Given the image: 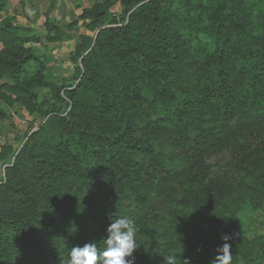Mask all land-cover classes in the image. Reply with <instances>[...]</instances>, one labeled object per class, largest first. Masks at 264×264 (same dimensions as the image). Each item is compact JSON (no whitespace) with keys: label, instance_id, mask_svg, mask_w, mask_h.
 <instances>
[{"label":"trees","instance_id":"obj_1","mask_svg":"<svg viewBox=\"0 0 264 264\" xmlns=\"http://www.w3.org/2000/svg\"><path fill=\"white\" fill-rule=\"evenodd\" d=\"M5 11L0 0V72L12 80L0 99L43 121L20 150L0 149V264H65L75 246L102 249L120 217L137 229L135 264L169 253L209 264L226 234L231 263L264 258V234L247 239L240 213L264 200V0L98 2L59 84L26 45L68 34ZM39 88L54 102L43 107Z\"/></svg>","mask_w":264,"mask_h":264},{"label":"rangeland","instance_id":"obj_2","mask_svg":"<svg viewBox=\"0 0 264 264\" xmlns=\"http://www.w3.org/2000/svg\"><path fill=\"white\" fill-rule=\"evenodd\" d=\"M103 0H5L6 15L13 17L15 21L32 26L37 32H44L45 21L49 20L59 30L68 34V37L61 41L41 42L26 45L33 49L38 57L47 62L44 71L45 77L52 83H61L63 79L68 80L73 75V66L69 60V53L74 49L75 44L80 41V35L86 33L92 35L86 28L88 20H83V10L90 8ZM113 12H119L121 6L116 3L112 6ZM1 49V47H0ZM12 83L10 77L0 72V84ZM38 100L43 103V107L53 103L52 92L46 88L37 89ZM0 105L6 109V117L0 120V149L4 144L12 145L16 150H20L27 142V138L33 131H37L40 117L30 115L19 100H15L12 105L7 106L1 99ZM43 141L39 136L31 139L29 144L35 151ZM157 153L160 154L168 167H174L177 159V152L169 144L166 138L159 139ZM13 157L10 158V161ZM8 163L0 162V180L4 177V168ZM126 211V210H125ZM245 228L247 229V239H253L259 234H264V200L260 205L253 208L245 206L240 210ZM244 251L250 253L249 246ZM231 264H264V258L258 262L247 263L240 259Z\"/></svg>","mask_w":264,"mask_h":264},{"label":"clouds","instance_id":"obj_3","mask_svg":"<svg viewBox=\"0 0 264 264\" xmlns=\"http://www.w3.org/2000/svg\"><path fill=\"white\" fill-rule=\"evenodd\" d=\"M136 232L134 222L127 217L111 220L102 249H98L95 242L75 246L69 251L65 264H135L133 253L138 249ZM231 238L227 234L222 236L224 243L216 249L217 255L209 264H231V245L228 243ZM162 264H178L177 255L169 253L163 256ZM182 264H190V261L185 259Z\"/></svg>","mask_w":264,"mask_h":264}]
</instances>
